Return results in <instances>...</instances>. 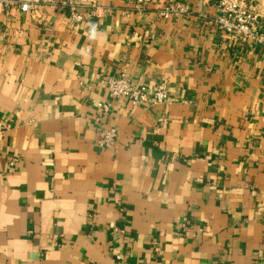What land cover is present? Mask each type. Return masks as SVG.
Wrapping results in <instances>:
<instances>
[{"label": "crops", "instance_id": "obj_1", "mask_svg": "<svg viewBox=\"0 0 264 264\" xmlns=\"http://www.w3.org/2000/svg\"><path fill=\"white\" fill-rule=\"evenodd\" d=\"M15 1L37 8L0 9V264H264V45L215 0H86L80 25ZM123 72L169 101L101 118Z\"/></svg>", "mask_w": 264, "mask_h": 264}, {"label": "built area", "instance_id": "obj_2", "mask_svg": "<svg viewBox=\"0 0 264 264\" xmlns=\"http://www.w3.org/2000/svg\"><path fill=\"white\" fill-rule=\"evenodd\" d=\"M159 0H131L133 9L143 13L147 8ZM219 15L214 20L215 25L229 35L232 39H246L264 45V13L254 7L249 0H215ZM50 7L55 11L67 12L69 20L74 25L87 21L91 15H96L93 3L86 0L50 1ZM37 8V3H21L15 0H0V9L10 12L20 9L23 13ZM190 9L180 2H170L160 11V16L165 21L179 20L188 15ZM111 102L98 105L101 118L108 116L113 108V103L118 100H127L133 106H159L166 104L170 99V92L165 84H160L154 89L139 87L128 79L123 72L118 77H112L103 82ZM5 133V128L0 125V140ZM119 134L116 128H100L98 131L97 145L102 149H111L115 146Z\"/></svg>", "mask_w": 264, "mask_h": 264}, {"label": "rangeland", "instance_id": "obj_3", "mask_svg": "<svg viewBox=\"0 0 264 264\" xmlns=\"http://www.w3.org/2000/svg\"><path fill=\"white\" fill-rule=\"evenodd\" d=\"M249 1L254 7L264 11V0H249Z\"/></svg>", "mask_w": 264, "mask_h": 264}]
</instances>
